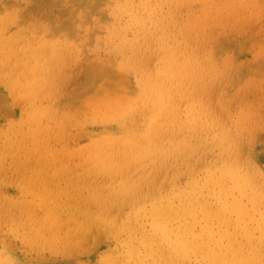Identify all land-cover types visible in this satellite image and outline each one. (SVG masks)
<instances>
[{"label": "rangeland", "instance_id": "obj_1", "mask_svg": "<svg viewBox=\"0 0 264 264\" xmlns=\"http://www.w3.org/2000/svg\"><path fill=\"white\" fill-rule=\"evenodd\" d=\"M0 264H264V0H0Z\"/></svg>", "mask_w": 264, "mask_h": 264}, {"label": "bare ground", "instance_id": "obj_2", "mask_svg": "<svg viewBox=\"0 0 264 264\" xmlns=\"http://www.w3.org/2000/svg\"><path fill=\"white\" fill-rule=\"evenodd\" d=\"M254 250V249H253ZM253 250H250V251H252L253 252V254L255 253V254H257V252H254Z\"/></svg>", "mask_w": 264, "mask_h": 264}]
</instances>
